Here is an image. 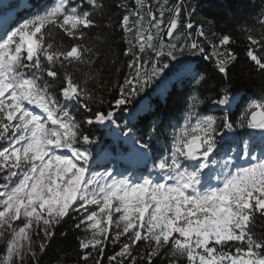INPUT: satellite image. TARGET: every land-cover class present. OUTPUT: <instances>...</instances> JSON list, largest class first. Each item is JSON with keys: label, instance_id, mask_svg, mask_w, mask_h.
I'll list each match as a JSON object with an SVG mask.
<instances>
[{"label": "snow or ice", "instance_id": "snow-or-ice-1", "mask_svg": "<svg viewBox=\"0 0 264 264\" xmlns=\"http://www.w3.org/2000/svg\"><path fill=\"white\" fill-rule=\"evenodd\" d=\"M87 3L93 9L103 7L99 0ZM143 7V0H137V8L130 10V14L138 17L136 42L140 51L148 48L155 52L151 76L168 67L159 63L165 55L175 59L176 51L182 52L185 47L191 48L194 55L203 52L195 42L165 46L161 41L157 46L154 41L163 32V20L156 18L151 7L145 20L140 11ZM159 10L163 17V5ZM179 12L177 8L167 27L170 38L178 27ZM128 23L129 16L125 15L122 24L126 32L130 30ZM93 25L91 14L78 11L72 0H55L43 14L25 20L14 30L8 24L0 25V140L7 142L0 147V173H4L5 181L0 184V243L4 245L0 264H23L29 253L35 259L33 230L43 231V239L48 240L54 234V226L73 213L79 216L77 229L83 226L85 232L78 242L84 264L93 258V252L103 255L101 245L108 240L112 227L116 229L112 242L130 236L120 251L108 257L110 264L117 257L121 258L120 264L132 257V245L142 240L147 242L149 251L140 258H146L147 264H154L153 257L161 255L165 246L169 248V264L181 260H186V264H264V241L256 240L250 232L254 214L264 216V152L253 155L245 142L242 155L224 160L220 165L222 171L213 176L212 166L217 163L213 156L217 148L215 136L220 134L214 118H200L174 136L171 162L164 159L155 165L158 178H117L111 172L91 171L92 153L77 144L94 141L79 135L80 125L50 92L48 82L38 83L41 77L36 72L55 79L58 66L64 70V99H91L87 88L76 83L68 72L69 66L83 61L86 49L77 43L53 50V44L45 43L43 29L55 26L67 37L82 41L83 30ZM229 42L230 37L225 35L219 44ZM246 54L264 72V59L251 50ZM225 57L216 58L215 69L226 77L229 62L235 57L230 52ZM129 67L136 69V75L125 79L127 91L124 85L120 86L115 109L126 105L129 97L149 82V73L141 75L139 63ZM26 70L32 74L28 75ZM222 91V98L214 104L229 103L227 88ZM193 102L199 103L192 97L189 108ZM113 116L112 110H98L84 122L115 123ZM245 125L259 130L264 143V99L248 105L245 120L239 126ZM223 129L230 131L232 124L225 120ZM139 148L147 149L148 145L140 143ZM132 150L138 152L136 148ZM93 205L96 207L91 208ZM39 250H45L43 242ZM95 264L102 261L96 260ZM131 264H135L134 258Z\"/></svg>", "mask_w": 264, "mask_h": 264}, {"label": "trees", "instance_id": "trees-1", "mask_svg": "<svg viewBox=\"0 0 264 264\" xmlns=\"http://www.w3.org/2000/svg\"><path fill=\"white\" fill-rule=\"evenodd\" d=\"M72 2L78 6V11H88L91 14L94 25L83 30L82 41L67 37L55 26H48L43 29L45 43L53 44V50L66 49L77 43L83 45L86 49L83 61L74 67L69 66L68 72L76 83L87 88L91 99L65 100L61 95L64 70L58 66L59 75L55 79L47 77L46 73L36 72V75L41 77L38 83L43 85L48 82L50 92L80 125L79 135H86L94 141L90 144H77V147L87 148L92 153V172H112L117 177L158 178L159 171L155 165L164 159L171 162L174 136L182 129L195 125L203 117L214 118L220 133L215 136L217 148L213 156L217 163L212 166L213 176L222 171L220 165L224 160H235L238 154L242 155L245 142L253 155L264 152L260 131L249 129L246 125L239 126L245 120L248 105L264 99V72L246 54L251 50L258 58L264 59V0H143L144 7L140 11L145 15V20L149 7L157 19L163 20V32L154 41L157 46L161 41L165 46L173 43L183 46L195 42L198 48L203 49V52L194 55L191 48L185 47L182 52L176 51L175 59L167 55L161 57L160 66L168 64V67L155 76H151L152 65L156 60L155 52L148 48L141 52L136 42L135 22L138 17L131 15L130 10L137 8V0H99L103 7L98 9H93L87 0ZM54 3L55 0H0V16L12 11L8 25L14 30L15 26L25 20L43 14ZM161 5L163 17L160 16ZM177 8L180 9L179 16L176 17L178 27L170 38L166 34L167 27ZM125 15L129 16L130 30L127 32L122 24ZM189 23L191 28L186 27ZM201 32L203 35H199ZM225 35L230 37V42L221 46L219 41ZM167 50L165 47V51ZM229 52L235 60H230L228 75L225 77L216 71L215 62L218 56L226 58L225 54ZM137 57L140 58L139 61ZM41 60L46 66V60L43 57ZM136 63L140 64L141 75L149 73V82L131 95L126 105L115 109L113 105L120 86L124 85L127 91L125 79L136 75V69L129 65ZM26 71L28 75L32 74L30 70ZM224 88L228 90L229 103L214 104L213 101L222 98ZM192 97L199 103L193 102V107L189 108ZM98 110L105 113L112 110L115 123L86 124L84 121ZM225 120L232 124L230 131L223 129ZM6 143L0 140V147ZM140 143L147 144L148 148L140 149ZM133 148L138 152H134ZM144 152L147 153L146 156L138 154ZM127 156L132 158V164L124 166L120 160ZM77 223L78 214L65 217L54 226V234L50 239L39 237L36 240L35 259L28 254L23 264H84L78 242L85 236V232L82 230L83 226L77 229ZM115 231L114 227L110 228L109 235H113ZM42 232L33 230L32 238L35 239ZM250 232L256 240L264 241V216L258 212L250 223ZM128 236L130 234L121 236L115 245L104 242L101 245L104 248L103 255L93 252V258L88 264H95L96 260H101L102 264H110L108 257L120 251L122 243L128 242ZM41 242L45 246L43 252L39 250ZM3 250L0 246V252ZM131 251L132 257L123 260L122 264H131L132 258L135 259V264H147L146 258H140L146 257L149 251L146 241H137L132 245ZM231 251L234 252V249ZM168 252L169 248L165 246L161 255L153 257L154 264H169ZM120 262L121 258L117 257L111 264ZM178 264H186V260H181Z\"/></svg>", "mask_w": 264, "mask_h": 264}, {"label": "rangeland", "instance_id": "rangeland-1", "mask_svg": "<svg viewBox=\"0 0 264 264\" xmlns=\"http://www.w3.org/2000/svg\"><path fill=\"white\" fill-rule=\"evenodd\" d=\"M12 14H13L12 11H10V12H7L5 15L0 16V25L8 24L9 21H10V18H11V16H12ZM36 111L39 113V110H38V109H37ZM108 136H110V134H108ZM64 152H66V151H64ZM67 155L71 156V153L68 152ZM120 161L123 163L124 166H126V165L129 166V165L132 164V158H131L130 156L124 157V158H122ZM205 171L207 172V169H206ZM111 173H112V172H111ZM112 174H113V173H112ZM3 175H4V173H0V184L5 183V181L2 179ZM113 175H114V174H113ZM114 176H115V175H114ZM116 177H117V176H116ZM117 178H121V177H117ZM212 183L214 184V183H215V180H213ZM90 207H91V208H95L96 206L93 205V206H90ZM0 210H2V209H0ZM116 215L118 216L119 214H116ZM16 223H19V222L17 221ZM43 236H44V233L42 232V233H40L39 235H37V237H35V239L32 238V241H33V243H32V247H33V249H34L35 251H36V247H37V245H36V240H37L39 237L43 238ZM33 239H34V240H33ZM105 242H111V243H113V245L116 244V242H115V243L112 242V235H111V236L109 235L108 240H106ZM0 246H2V247L4 248V245H3L2 243H0ZM29 254H30V253H29ZM30 255H31V254H30Z\"/></svg>", "mask_w": 264, "mask_h": 264}]
</instances>
